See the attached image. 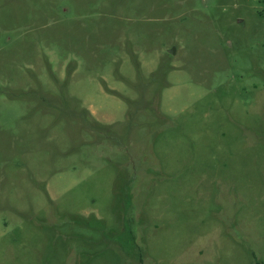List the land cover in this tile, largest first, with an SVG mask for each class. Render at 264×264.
<instances>
[{
	"label": "rangeland",
	"instance_id": "374dc122",
	"mask_svg": "<svg viewBox=\"0 0 264 264\" xmlns=\"http://www.w3.org/2000/svg\"><path fill=\"white\" fill-rule=\"evenodd\" d=\"M0 264H264V0H0Z\"/></svg>",
	"mask_w": 264,
	"mask_h": 264
}]
</instances>
